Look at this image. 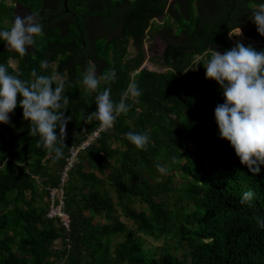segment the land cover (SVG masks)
Returning <instances> with one entry per match:
<instances>
[{
  "label": "trees",
  "instance_id": "obj_1",
  "mask_svg": "<svg viewBox=\"0 0 264 264\" xmlns=\"http://www.w3.org/2000/svg\"><path fill=\"white\" fill-rule=\"evenodd\" d=\"M14 1L39 13L43 34L23 57L0 41V64L22 80L33 79V69L55 75L53 87L63 84L70 103L65 134L57 129L66 145L58 160L36 147L20 107L0 124V264H264V228L255 219L264 218V165L253 175L219 137L214 110L223 92L203 66L211 49L236 46L237 27L244 46L264 50L249 19L264 0H71L70 12L64 0ZM11 17L13 7L12 14L0 7V30ZM154 35L166 42L150 61L160 72L142 68ZM89 68L114 70L116 79L86 92ZM130 83L142 93L138 102L129 100L130 111L79 154L64 184L67 228L47 216L51 191L71 147L99 128L85 118L95 96L110 87L119 102ZM128 132L147 134V149L137 150ZM249 190L254 198L241 204Z\"/></svg>",
  "mask_w": 264,
  "mask_h": 264
},
{
  "label": "clouds",
  "instance_id": "obj_2",
  "mask_svg": "<svg viewBox=\"0 0 264 264\" xmlns=\"http://www.w3.org/2000/svg\"><path fill=\"white\" fill-rule=\"evenodd\" d=\"M249 19L256 25L258 34L264 37V2ZM43 28L38 12L17 14L9 28L0 30V41L7 51L23 57L36 44V38L43 34ZM234 31L235 34L230 36L241 35L240 27ZM203 66L206 79L215 81L223 92L224 103L214 110L219 137L231 145L240 163L256 175L260 165H264V50L257 51L242 42L223 54L211 49L210 59ZM47 68L48 61L42 60L40 69ZM31 77V80H22L10 74L6 65L0 64V124H9L10 114L20 107L23 119L29 122V135L39 137L36 147H43L49 154L54 153L57 160L61 159L66 145L57 135V129L65 134L68 123L65 109L70 98L63 94V84L53 87L57 80L55 75H38L33 69ZM115 79L114 70L97 75L95 69L89 68L83 75L82 84L86 92H97L101 81L110 85ZM141 95L138 86L130 83L121 93L119 102H114L111 88L105 87L95 96V112L88 113L85 118L97 121L102 129H110L119 116L130 111L128 101L138 102ZM126 139L137 150H146L150 143L147 134L128 132ZM156 168L167 173V165L157 164ZM253 198V191H246L240 203H250ZM255 219L258 226L264 228V218ZM70 224L71 217L67 228Z\"/></svg>",
  "mask_w": 264,
  "mask_h": 264
},
{
  "label": "built area",
  "instance_id": "obj_3",
  "mask_svg": "<svg viewBox=\"0 0 264 264\" xmlns=\"http://www.w3.org/2000/svg\"><path fill=\"white\" fill-rule=\"evenodd\" d=\"M105 129L98 128L92 134L88 136V138L83 141L80 145L72 146L70 149V156L66 160V164L61 173V183L60 187L53 189L51 191V204L48 212V217H59L66 226H69L70 216L65 211V192H64V184L69 176V173L74 168L79 154L86 150L91 144H93L96 139L99 138L102 131ZM56 199L58 202L56 203Z\"/></svg>",
  "mask_w": 264,
  "mask_h": 264
},
{
  "label": "flooded vegetation",
  "instance_id": "obj_4",
  "mask_svg": "<svg viewBox=\"0 0 264 264\" xmlns=\"http://www.w3.org/2000/svg\"><path fill=\"white\" fill-rule=\"evenodd\" d=\"M69 1L71 0H64V5L66 7V11L67 12H70L69 10ZM82 4H90L92 0H79ZM170 4H174V0H171L169 1ZM0 7L7 10V11H10L11 14H12V7H13V14H14V18H15V15L19 14V15H26L28 13H32L31 11H29L28 9H25L23 8L21 5H19L16 1L14 0H0ZM75 12V11H74ZM77 14V12H75ZM74 14V13H73ZM11 22L14 20H12V17H11ZM147 42H149V44H153V48H152V51L154 52L153 55H149L146 51H145V59H149V61H151V59L153 58H157V55L159 54L160 52V49L163 48V52L165 51L166 49V42L164 41V39L159 36V35H154L153 38H150V36L147 37ZM146 46V45H145ZM163 52H162V55H163Z\"/></svg>",
  "mask_w": 264,
  "mask_h": 264
},
{
  "label": "rangeland",
  "instance_id": "obj_5",
  "mask_svg": "<svg viewBox=\"0 0 264 264\" xmlns=\"http://www.w3.org/2000/svg\"><path fill=\"white\" fill-rule=\"evenodd\" d=\"M169 1H171V0H169ZM163 23H164V17H161V18H159V19L156 20L155 25L156 26H161ZM234 34H235V31L232 33V35H234ZM232 38H233V41L235 43H238V42L247 43L248 42V39L243 35L242 31H241V35L240 36H232ZM148 44H149V42L146 41V43H145V45H146L145 47L146 48H147V45ZM162 52H163V48L160 49V52L157 55L156 60L157 59H160V57L162 56ZM129 53L130 54H129L128 57H130V55H133L134 54V48L132 46H130V48H129ZM153 54H154L153 51H151L149 53V55H153ZM144 61L145 62L143 63L142 68L147 67L150 70L158 71V72H160V71L163 70L160 66L154 65L152 62H150L148 58L145 59ZM11 63H12V66L15 67V63L13 62V60L11 61Z\"/></svg>",
  "mask_w": 264,
  "mask_h": 264
},
{
  "label": "water",
  "instance_id": "obj_6",
  "mask_svg": "<svg viewBox=\"0 0 264 264\" xmlns=\"http://www.w3.org/2000/svg\"><path fill=\"white\" fill-rule=\"evenodd\" d=\"M153 46V44H148L147 48L145 47V51L149 54L152 51Z\"/></svg>",
  "mask_w": 264,
  "mask_h": 264
}]
</instances>
